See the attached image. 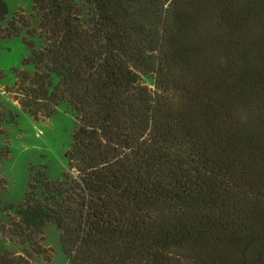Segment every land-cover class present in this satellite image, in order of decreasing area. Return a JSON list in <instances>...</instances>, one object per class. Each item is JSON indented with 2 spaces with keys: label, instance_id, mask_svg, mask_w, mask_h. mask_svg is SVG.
<instances>
[{
  "label": "trees",
  "instance_id": "16d2710c",
  "mask_svg": "<svg viewBox=\"0 0 264 264\" xmlns=\"http://www.w3.org/2000/svg\"><path fill=\"white\" fill-rule=\"evenodd\" d=\"M32 1L82 121L19 228L69 264H264V0Z\"/></svg>",
  "mask_w": 264,
  "mask_h": 264
},
{
  "label": "rangeland",
  "instance_id": "374dc122",
  "mask_svg": "<svg viewBox=\"0 0 264 264\" xmlns=\"http://www.w3.org/2000/svg\"><path fill=\"white\" fill-rule=\"evenodd\" d=\"M4 1L9 14L2 24L6 39L0 41V254L30 264H69L59 230L52 224L21 230L16 210L40 200L36 179L50 184L64 173L76 175L65 154L82 115L70 106L73 100L65 102L67 96L45 94L52 74L34 62L48 35L40 30L33 1Z\"/></svg>",
  "mask_w": 264,
  "mask_h": 264
}]
</instances>
